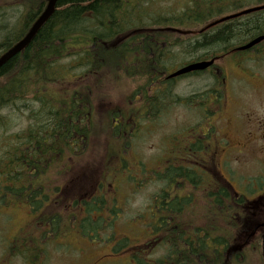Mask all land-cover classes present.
<instances>
[{
  "label": "trees",
  "instance_id": "1",
  "mask_svg": "<svg viewBox=\"0 0 264 264\" xmlns=\"http://www.w3.org/2000/svg\"><path fill=\"white\" fill-rule=\"evenodd\" d=\"M46 2L11 1L10 5L15 7L11 16L21 13V20L17 21L21 27L13 35H8L7 29H0L4 30L0 52L25 35ZM263 4L264 0H58L53 14L30 44L0 67V200L10 196L15 202L26 204L35 225L41 229L29 239L32 243L21 240L11 246L12 253L22 256L25 264H37L35 259L44 250L42 243L60 234V219L66 224L61 230L68 231L76 225L78 233L89 240L96 239L106 224L111 227V238L115 237L114 217L119 210L113 204L108 206L112 198L108 200L102 194H95L89 200L73 198L68 214L63 213L61 217L63 209L59 207L64 208L60 206L63 198L50 196L60 194L58 187L51 190L45 182L53 168L63 172L60 168L66 163L68 152L73 158L84 152V145L93 132L91 101L80 88L68 90L65 74L70 73L76 82L86 77L95 83L102 77L112 82L123 77L139 79L132 93L134 98H139L138 106L125 115V119L127 116L133 119L119 126L120 131L126 127L121 137L124 144L130 131L131 136L136 133L139 121L152 124L173 106L198 105L199 112L205 113L203 104H207L212 88L187 98L178 96L174 93L177 79H166L173 70L172 64L178 62L180 55L189 58L187 63L211 59L264 35V10L203 30L223 16ZM263 51L264 43L258 46L257 55ZM24 112H28L27 126L21 129L15 119H23ZM12 128L17 131H11ZM111 131L117 133V127ZM207 141L208 137L197 139L196 143L189 140V145L177 148L180 158L166 162L164 171L154 175L163 185L159 194L150 200L149 218L153 223L147 227L154 238L153 248L164 246L166 254L151 263L141 262L135 255L136 264H244L248 261L243 251L234 246H231L230 258L223 255L225 248L222 253L218 250L219 244L224 245L227 240L235 242L236 236L244 231V217L237 209H232L229 229L222 227L221 215L210 218L209 213V226L194 230L198 223L193 204L194 187H203L209 177L194 159L198 150L207 147ZM98 184L102 188L103 183ZM181 187L188 197L178 196ZM216 208L209 206L206 212ZM110 217L114 218L112 222L108 221ZM120 241L119 249H126L127 240ZM261 242L264 255V235Z\"/></svg>",
  "mask_w": 264,
  "mask_h": 264
},
{
  "label": "rangeland",
  "instance_id": "2",
  "mask_svg": "<svg viewBox=\"0 0 264 264\" xmlns=\"http://www.w3.org/2000/svg\"><path fill=\"white\" fill-rule=\"evenodd\" d=\"M10 1L0 0V13L5 11L9 13ZM5 15V18H0V25L3 23L4 30L10 32L8 35H13L21 27L18 23L21 20V13L13 18L6 13ZM2 32L0 31V42L4 38ZM242 55L251 56V54ZM231 58L232 55H229L224 59ZM250 58L245 66L252 67L253 75L259 72L261 78L250 79L249 82L254 85L243 80H235V77H241L243 74L240 70L231 68L232 63L226 60L229 65L222 60L217 62L221 75L226 73L231 75V78L221 89L223 97H228L230 101L220 116L213 120V124L218 128L215 134L221 142L229 140L240 144L241 153L238 149L217 146L215 140L211 139L205 144L209 149L207 147L205 153L198 156V159L207 160L209 153L214 151L216 156L213 162L219 171L222 169L219 161L223 162L224 172L227 173L235 191L248 199L254 198L248 205L250 213L246 219V227L234 241L237 246L242 245L245 248L243 254L248 261L244 264H264L260 235H256L260 240L256 242V239L254 240V245L259 242L258 246L249 247L244 244L252 229L264 224V195L258 198L264 188V153L259 150V144L255 141L257 134L255 125L251 122L264 114V56H258L256 59L253 54ZM177 61L187 64L189 58L180 55ZM178 62L173 63L170 69H177L180 66ZM211 72L217 73L212 70L203 73L200 77L175 80L174 93L186 98L193 93H204L213 85ZM64 78L71 88L73 83H76L70 73L65 74ZM107 79L102 77L95 83L92 78H84L77 84L87 93L91 101L93 132L84 145V152L75 158L68 152L65 156L66 163L60 168L63 172L53 168L45 182L51 190L58 187L60 194L54 193L50 196L51 199L59 196L63 198L61 207L68 206L73 198L89 200L94 194H103L108 200L112 198L108 206L113 204L121 213V216L118 212L114 217L116 220L113 230L116 235L111 238V227L108 229L106 224L103 225V230L96 239L89 240L78 233L76 225L68 231L61 230L66 224L60 219V234L43 242L46 246L39 258L35 259L37 264H136L135 260L138 258L134 259L135 255L142 259L141 262L148 260L152 262L166 254V248L161 245L146 252V245L154 242L146 226L150 222L148 217L150 200L159 194L163 185L154 178V175L162 172L167 165L166 162L172 163L173 160L180 158L177 148L182 149L189 140L190 143H196L197 139L207 138L211 128L208 126L205 129L207 122L204 126L197 127L204 120L199 114L197 105L182 103L180 106L170 108L159 120H155L153 125H148L149 122L144 120L139 121L136 124V133L133 136L131 133L125 136L128 145L121 144L118 137L112 136L111 119L113 122L119 120L121 113L126 115L138 106L132 105L128 99L132 91L138 87L139 79L123 77L117 82ZM27 115L28 112H24L23 119H15L19 124L18 128H26ZM11 131L17 129L12 128ZM195 131L196 134L193 133ZM113 134L119 136L121 132ZM198 159L194 160L199 161ZM112 167L117 170V174ZM209 171L213 173L214 168L211 167ZM100 182L103 183L102 188L98 185ZM182 193L187 195L185 189L179 190V194ZM4 198L5 201L0 200V264H25L22 256L13 254L10 247L21 240L29 241L37 236L41 229L35 225V219L26 204L15 202L10 196ZM196 206L201 204L196 203ZM196 206H194L195 212L198 210ZM59 209H63L61 217L63 213L69 212V208L59 207ZM65 218L66 215L64 220ZM114 218L110 217L108 221L112 222ZM121 239L127 240L126 249H119L118 244ZM251 240L252 238L249 242Z\"/></svg>",
  "mask_w": 264,
  "mask_h": 264
},
{
  "label": "flooded vegetation",
  "instance_id": "3",
  "mask_svg": "<svg viewBox=\"0 0 264 264\" xmlns=\"http://www.w3.org/2000/svg\"><path fill=\"white\" fill-rule=\"evenodd\" d=\"M252 52V50H251ZM219 60V59H218ZM243 63V59H236V57L233 59L232 61V67H234L235 69H238L241 71V73L243 74V76L241 77H235V80H243L246 82H249L250 79H257L260 80V73L259 74H252L250 71H248L249 69L246 67H243L242 65ZM211 70H216V67H212ZM212 79H215L214 76H212ZM251 85V82H249ZM222 84L225 85L227 84V75H225V77L222 80ZM213 92H208V101L207 104L205 103V105L203 104L204 108H202V111L205 112L204 114H201L204 118L203 121V125L206 124L207 125L204 126L205 128H207L209 126V128H211V132L213 133V135H211V133L208 132L207 137H208V141L205 144H208L209 141L211 139L215 140V143L217 144V146L222 145L223 147L226 148H231V149H238L239 152L240 151V144H235L232 143L229 140H225L224 142H221L217 137H216V129L218 130V128L215 126V124H213V120H215L216 118H218L221 114V112L224 111V109L226 108L225 106L229 103L230 99H228V97H219L218 99V90L216 87H214L212 89ZM217 92V94H216ZM213 93V94H212ZM194 95H199V93H193ZM197 99H199L197 97ZM197 102H200V100H198ZM197 109H198V105H197ZM199 110V109H198ZM254 123L255 125V131L257 134V138H255L256 143L258 142L259 144V150L264 153V114L261 115V117L259 119H256L254 121H251ZM202 136H204L202 134ZM209 149V146H207ZM207 147L204 149V152L198 150L195 153V158L198 159V156H200L201 154L205 153V151L207 150ZM199 153V154H198ZM216 156V153H214V151H211L208 155L207 160L205 159H198L199 161H195V164H198V167L201 168L206 174L209 175L208 178H206L204 180L203 183V187H194V190L196 191L195 194L193 195V201H194V206H196V203L201 204V206H196L198 210H196L197 212V221L198 223L195 225V229H205L206 227L209 226L208 222V218H209V213H210V218L212 215H216L218 214L219 216L221 215V221H222V227H224L225 229H229V223L231 221L230 219V215L232 212V209H237L239 211V215H243V217L245 218L244 221V226L247 223V217L249 212V206L254 198L252 199H246L243 197V195H239L235 189L233 188V186L230 183V179L227 177V173L224 172L225 168H224V164L223 162L220 160L219 158V163L222 166V169L219 171L216 164L213 162L214 157ZM182 163H183V158H182ZM264 164V163H263ZM213 167L214 171L213 173H211L209 171V169ZM252 179V178H250ZM264 187V186H263ZM182 190H184L183 187H181ZM180 189V190H181ZM262 192H264V188L262 190ZM262 192L260 193V195L258 196V198L264 195V193L262 194ZM180 198H184L185 196L188 197V195H185L184 193L179 194L178 195ZM217 198L219 199V201L217 200ZM233 198H234V202H233ZM216 200L218 201V205H216ZM207 202H210V204H208ZM209 206H213L216 207V209L214 210H210L208 211V213L206 212V208ZM207 213V214H206ZM204 214V215H203ZM203 215V216H202ZM202 216V217H200ZM246 227V226H245ZM264 229V224H259L257 226H255L252 231L248 234V237L246 239V241L244 242L245 245H252L254 244V240L256 238V235H260L262 236L264 234V231L262 230ZM259 230L260 231L258 234L257 232ZM263 232V234H262ZM202 236V235H199ZM252 240L249 242V239ZM216 244H213V247L215 249ZM231 241L227 240L224 245L219 244V248L218 250L220 251V253H222L221 251L225 248V252L223 253L224 256H226L227 258H230V250H231ZM197 260L198 261V256Z\"/></svg>",
  "mask_w": 264,
  "mask_h": 264
},
{
  "label": "water",
  "instance_id": "4",
  "mask_svg": "<svg viewBox=\"0 0 264 264\" xmlns=\"http://www.w3.org/2000/svg\"><path fill=\"white\" fill-rule=\"evenodd\" d=\"M57 1L58 0H48L44 11L39 15V17L33 23L31 28L27 32V34L21 40H19L12 48H10L8 51H6L4 54H2L0 56V67L3 66L11 58H13L17 54H19L22 50H24L30 44L31 40L36 35L38 30L41 28V26L53 14ZM261 10H264V5L249 8V9L243 10L239 13L226 16V17L220 19L219 21L213 23V25H216V24L221 23V22H226L228 20L243 16V15H247L250 13H254L257 11H261ZM262 41H264V35L254 38L252 41H250L246 45L238 48L237 50H239V51L248 50V49L252 48L253 46L259 44ZM213 63H214V61L210 60V61H201V62L189 64L183 68L176 70L172 74H170L168 76V79H173V78H176V77H179V76H182L185 74H189L192 72L203 71V70L207 69L208 67H210Z\"/></svg>",
  "mask_w": 264,
  "mask_h": 264
}]
</instances>
